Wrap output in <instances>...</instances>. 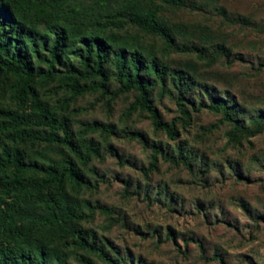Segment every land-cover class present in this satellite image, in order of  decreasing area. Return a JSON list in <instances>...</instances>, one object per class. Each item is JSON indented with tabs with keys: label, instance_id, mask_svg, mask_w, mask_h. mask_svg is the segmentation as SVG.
Returning <instances> with one entry per match:
<instances>
[{
	"label": "rangeland",
	"instance_id": "1",
	"mask_svg": "<svg viewBox=\"0 0 264 264\" xmlns=\"http://www.w3.org/2000/svg\"><path fill=\"white\" fill-rule=\"evenodd\" d=\"M15 3L36 19L54 11L77 44L81 37L106 39L113 53L124 51L127 66L131 54L141 53L147 67L142 75L153 81V105L177 131L172 136L158 129L148 112L131 110L136 90L111 100L100 91L74 96L63 74L52 82L39 81L36 92L60 127L58 135L63 137L65 126L75 143L98 144L101 158L84 165L62 145L17 142L0 134V151L19 150L35 166L26 178L40 180L44 168L74 159L92 183L81 190L68 184L64 191L85 219L63 230L44 225L29 232L22 247L34 259L37 246L44 247L45 264H109L74 244V227L118 264H264V0ZM133 18L156 23L173 41ZM38 28L44 29L43 22ZM74 50L67 61L78 65ZM152 60L160 75L151 71ZM33 61L47 69L45 62ZM105 69L110 90L119 92L114 54ZM3 77L0 108L30 113V99L19 102ZM182 96L186 113L179 108ZM217 99L230 101L234 121L212 109ZM95 122L114 127V134L85 131ZM19 131L38 136L55 132L47 126H23L13 133ZM35 196V191L17 190L8 198L24 215L19 225L29 226L34 214L43 215ZM0 241L16 254L17 241L6 232Z\"/></svg>",
	"mask_w": 264,
	"mask_h": 264
},
{
	"label": "trees",
	"instance_id": "2",
	"mask_svg": "<svg viewBox=\"0 0 264 264\" xmlns=\"http://www.w3.org/2000/svg\"><path fill=\"white\" fill-rule=\"evenodd\" d=\"M49 2L50 0H43ZM136 24L146 30L163 35L172 42L163 28L156 23L139 19H132ZM43 22L44 29H39L38 24ZM70 37L68 29L59 23L54 11H47L38 19L33 18L29 12L15 3V0H0V76L4 75L3 84L8 86L15 98L26 103L30 99V113L16 114L7 109L0 108V134H4L17 142H47L49 144L62 145L71 150L79 161L87 165L93 158H101V148L93 141L81 145L75 143L72 132L64 126L63 137L58 135L60 127L48 116L44 104L39 100L36 92V84L40 82H52L59 74H63L74 96H80L92 91H100L104 97L111 100L121 93L132 90L138 92V97L131 106V110L148 112L158 129L166 130L170 135L177 136L173 126L165 123L151 99L150 89L152 79H146L142 71L147 69L146 59L139 52L131 54V65L127 66V57L122 52H112V45L101 37H81L77 40ZM75 49V50H74ZM74 50V56L79 64L75 65L67 61L70 51ZM114 54L117 61L121 90L114 93L108 85L109 74L105 69L110 55ZM37 58L47 64V69L33 61ZM151 71L160 75L161 70L155 60L151 61ZM57 66L64 68L61 71ZM80 81L90 84H80ZM179 108L184 110V96L180 97ZM230 101L217 99L213 110L224 112L230 121L232 108ZM23 126H47L55 131L45 136L32 135L19 131ZM101 131L114 134V127L101 123H93L86 127L85 131ZM137 137L142 135L137 134ZM155 159V155H154ZM155 164H153L154 168ZM35 166L28 164L19 150L11 151L7 148L0 151V192L6 196L0 202V234L6 232L8 238L17 241L16 254H11L7 246L0 241V264H13L17 259L18 264H45L46 252L44 247L37 246V257L22 247V240L26 239L29 232L41 229L44 225H53L57 230H63L72 224L74 220H83L87 216L76 212V206L71 204L64 195L65 187L71 184L73 188L81 190L91 187L92 183L80 169L74 159H67L62 166L50 165L42 170L44 176L40 180L26 178ZM30 190L36 192L35 202L42 204L43 215L34 214L33 222L29 226H21L23 214L16 210L14 199L15 192ZM2 205L5 208L2 209ZM103 210L108 211L106 208ZM76 240L74 244L83 250L98 254L109 264H118L103 248L90 242L86 234L79 229L71 227Z\"/></svg>",
	"mask_w": 264,
	"mask_h": 264
}]
</instances>
